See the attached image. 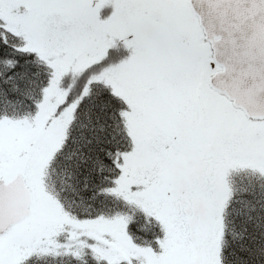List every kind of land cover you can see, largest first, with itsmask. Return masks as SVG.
Here are the masks:
<instances>
[{
    "label": "snow or ice",
    "instance_id": "obj_1",
    "mask_svg": "<svg viewBox=\"0 0 264 264\" xmlns=\"http://www.w3.org/2000/svg\"><path fill=\"white\" fill-rule=\"evenodd\" d=\"M0 264H264V0H0Z\"/></svg>",
    "mask_w": 264,
    "mask_h": 264
}]
</instances>
